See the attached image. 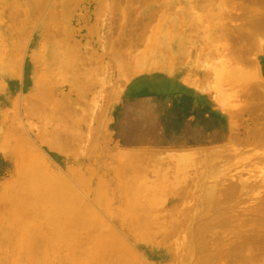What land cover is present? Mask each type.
Listing matches in <instances>:
<instances>
[{"label":"rangeland","instance_id":"374dc122","mask_svg":"<svg viewBox=\"0 0 264 264\" xmlns=\"http://www.w3.org/2000/svg\"><path fill=\"white\" fill-rule=\"evenodd\" d=\"M253 1L0 0V264L228 263L212 252V238L232 241L235 224L250 227V211L264 200V0ZM24 142L44 167L87 178L78 188L99 216L95 228L73 235L71 198L64 206L58 191L19 177L9 154ZM218 172L223 192L210 199ZM163 174L176 182L155 191L141 227L116 228V217L142 213L128 203L150 202ZM249 177L255 189L243 192L239 181ZM21 181L26 192H11ZM116 188L111 206L98 205L108 193L114 200Z\"/></svg>","mask_w":264,"mask_h":264},{"label":"bare ground","instance_id":"6f19581e","mask_svg":"<svg viewBox=\"0 0 264 264\" xmlns=\"http://www.w3.org/2000/svg\"><path fill=\"white\" fill-rule=\"evenodd\" d=\"M132 1V0H131ZM255 1V0H254ZM253 1V2H254ZM263 1V0H262ZM142 2V1H141ZM225 2V1H224ZM252 2V3H253ZM257 2H258V0H257ZM101 3H102V1L100 2V6H103V4L104 3H102V5H101ZM136 3V2H135ZM247 3V2H246ZM131 4V3H130ZM150 4V3H149ZM225 4V3H224ZM227 4V3H226ZM228 4H230V3H228ZM254 4V3H253ZM252 4V5H253ZM106 5V4H105ZM119 5V4H118ZM218 5V4H217ZM137 6V5H136ZM230 6V5H229ZM258 6V5H257ZM73 9V8H72ZM100 9H101V7H100ZM99 9V10H100ZM233 9V8H232ZM98 10V11H99ZM115 10H117V9H115ZM234 10V9H233ZM233 10H229V11H233ZM68 11V10H67ZM102 11V10H101ZM247 11V10H246ZM234 12V11H233ZM239 12V11H238ZM251 12V11H250ZM243 13V12H242ZM66 14V13H65ZM103 14V13H102ZM129 14V13H128ZM229 14V13H228ZM232 14L233 13H231V17H232ZM198 15V14H197ZM260 15V14H259ZM115 16V15H114ZM161 16V15H160ZM257 16V15H256ZM124 17H125V15H124ZM124 17L122 18V19H124ZM99 18V17H98ZM127 18V17H126ZM249 18V17H248ZM184 19V18H183ZM182 19V20H183ZM245 19V18H244ZM253 19H254V16H253ZM258 19V18H257ZM225 20H227V19H225ZM256 20V19H255ZM259 21H260V19H258ZM5 21V20H4ZM258 21V22H259ZM125 23V22H124ZM243 23V22H242ZM245 23V22H244ZM253 23H255V22H253ZM95 24V23H94ZM168 24V23H167ZM251 24V23H250ZM260 24V23H259ZM258 24V25H259ZM53 25V24H52ZM124 25H126V24H124ZM58 26V25H57ZM122 26H123V24H122ZM164 26V25H163ZM256 26V25H255ZM161 27V26H160ZM159 27V29H161ZM248 27V26H247ZM156 28V27H155ZM163 28V27H162ZM264 28V27H263ZM55 29V28H54ZM152 29H154V28H152ZM251 29V28H250ZM3 30V29H2ZM8 30V29H7ZM6 30V31H7ZM20 30V29H19ZM114 30V29H113ZM156 30V29H155ZM157 30H158V28H157ZM156 30V31H157ZM170 30V29H169ZM253 30V29H252ZM264 30V29H263ZM146 31V30H145ZM160 31V30H159ZM168 31V30H167ZM176 31V30H175ZM257 31V30H256ZM3 32V31H2ZM9 32V31H8ZM207 32V31H206ZM226 32V31H225ZM249 33L251 32V31H248ZM4 33V32H3ZM58 33V32H57ZM143 33V32H142ZM177 33V32H176ZM175 33V34H176ZM227 33V32H226ZM252 33V32H251ZM262 33V32H261ZM7 34V33H6ZM138 34H139V32H138ZM168 34V33H167ZM253 34V33H252ZM263 34V33H262ZM9 35H10V33H9ZM53 35V34H52ZM55 35V34H54ZM111 35V34H110ZM141 35H143V34H141ZM184 35V34H183ZM251 35V34H250ZM254 35V34H253ZM259 35V34H258ZM5 36V35H4ZM51 36V35H50ZM114 36V35H113ZM125 36V35H124ZM211 36V35H210ZM255 36H257V34L255 35ZM260 36V35H259ZM13 37V36H12ZM48 37V36H47ZM58 37V36H57ZM212 37V36H211ZM210 37V38H211ZM225 37H226V35H225ZM1 38H4V37H2V35H1ZM14 38V37H13ZM12 38V39H13ZM254 38V37H253ZM8 40H9V38H7ZM125 39V38H124ZM3 40V39H2ZM15 40V39H14ZM166 40H167V37H166ZM5 41H6V39H5ZM117 41V40H116ZM132 41V40H131ZM155 41V40H154ZM158 41V40H157ZM240 41V40H239ZM250 41V40H249ZM9 42V41H8ZM5 43V42H4ZM97 43V42H96ZM152 43H156V42H152ZM12 44V43H11ZM14 44V43H13ZM12 44V45H13ZM248 44V43H247ZM258 44V43H257ZM260 44V43H259ZM11 45V46H12ZM24 45V44H23ZM132 45V44H131ZM261 45V44H260ZM20 46V45H19ZM80 46V45H79ZM155 46H156V44H155ZM196 46V45H195ZM254 46V45H253ZM15 47V46H14ZM13 47V48H14ZM16 47H17V44H16ZM113 47V46H112ZM225 47H227V46H225ZM11 48V47H10ZM17 49V48H16ZM55 49V48H54ZM197 49V48H196ZM247 49V48H246ZM14 50V49H13ZM73 50V49H72ZM71 50V51H72ZM202 50V49H201ZM237 50V49H236ZM15 51V50H14ZM48 51V50H47ZM55 51V50H54ZM61 51V50H60ZM74 51V50H73ZM72 51V52H73ZM122 51H123V49H122ZM127 51V50H126ZM180 51V50H179ZM220 51V50H219ZM226 51V50H225ZM16 52V51H15ZM14 52V53H15ZM65 52V51H64ZM237 52H239V51H237ZM50 53H51V51H50ZM232 53V52H231ZM57 54V53H56ZM182 54V53H181ZM224 54V53H223ZM65 55V54H64ZM220 55V54H219ZM229 55V54H228ZM131 56V55H130ZM50 57H51V55H50ZM66 57V56H65ZM236 57V56H235ZM8 58H9V55H8ZM7 58V59H8ZM15 58V57H14ZM225 58V57H224ZM9 60V61H8ZM8 60H6V61H8V62H10V59H8ZM65 60V59H64ZM208 60V59H207ZM228 60V59H227ZM201 61V60H200ZM222 61V59H220L219 60V62H221ZM234 61V60H233ZM237 61V60H236ZM15 62V61H14ZM55 62V61H54ZM194 62V61H193ZM192 62V63H193ZM224 61H222V63H220V65L221 64H224L223 63ZM227 62V61H226ZM225 62V63H226ZM232 62V61H231ZM231 62H229V63H231ZM14 64V63H13ZM214 64H215V62H214ZM227 64V63H226ZM7 65V64H6ZM209 65V64H208ZM212 65V62H211V64H210V66ZM216 65V64H215ZM229 65V64H228ZM59 66H63V64H61V65H59ZM221 66H226V65H221ZM214 68H215V66H214ZM216 69V68H215ZM221 69V68H220ZM224 69V68H223ZM59 70V69H58ZM5 71V70H4ZM94 71V70H93ZM122 71V70H121ZM214 71H216V70H214ZM214 71H213V73H214ZM218 71L219 72H223L222 70L220 71L219 69H218ZM257 71V70H256ZM99 73V72H98ZM228 73V72H227ZM256 74H257V72H255ZM92 74H93V72H92ZM218 74H220V73H218ZM221 74H223V76H224V73H221ZM240 74V73H239ZM252 74H254V72L252 73ZM60 75V74H59ZM215 75H217V72H216V74ZM218 76V75H217ZM222 76V75H221ZM228 76V75H227ZM230 76V75H229ZM228 76V77H229ZM242 76V75H241ZM243 76H246V77H248V75H246L245 73H244V75ZM226 77V76H225ZM227 77V78H228ZM230 77H232V76H230ZM253 77L254 76H251V78L253 79ZM89 78V77H88ZM106 78V77H105ZM255 78V77H254ZM169 79V78H168ZM219 79V78H218ZM222 79V78H221ZM233 79V78H232ZM236 79V78H235ZM249 79V78H248ZM229 80H230V78H229ZM239 80H241V77H240V79ZM221 81V80H220ZM246 81V80H245ZM250 81V80H249ZM258 81V80H257ZM226 82H228V81H226ZM232 82V81H231ZM235 82H237V81H235ZM239 82V81H238ZM246 82H248V81H246ZM254 83H252L253 85L255 84V81H253ZM223 83H225V80L223 81ZM229 83V82H228ZM245 83V82H244ZM258 83V82H257ZM208 84H210V83H208ZM218 84V83H217ZM221 84V83H220ZM226 84V83H225ZM230 84V83H229ZM232 84V83H231ZM239 84V83H238ZM240 84L242 85V83L240 82ZM246 84V83H245ZM248 84V83H247ZM77 85V84H76ZM86 85V84H85ZM88 85H89V83H88ZM167 85V84H166ZM249 85H250V83H249ZM256 85V84H255ZM255 85H254V88H255ZM227 86V85H226ZM236 86V85H235ZM238 86V85H237ZM237 86H236V88H237ZM244 86V85H243ZM251 86V85H250ZM259 86V85H258ZM216 87V86H215ZM234 87V86H233ZM249 87V86H248ZM260 87H263V85L262 86H260ZM168 88H169V86H168ZM224 88V87H223ZM244 88H247L246 86L245 87H243L242 89H244ZM249 88H251V87H249ZM252 88H253V86H252ZM217 89V88H216ZM241 89V90H242ZM263 89V88H262ZM47 90V89H46ZM197 90V89H196ZM226 90H228L229 91V89H226ZM45 91V90H44ZM144 91V90H143ZM223 91V90H222ZM234 91V90H233ZM263 91V90H262ZM106 92V91H105ZM232 92V91H231ZM264 92V91H263ZM223 93H225L226 94V92H224L223 91ZM222 93V94H223ZM228 93V92H227ZM239 93V92H238ZM67 94V93H66ZM80 94V93H79ZM230 94V93H229ZM229 94L227 95V96H229ZM104 95V94H103ZM218 94H216V96H217ZM231 95V94H230ZM235 96V94H233L232 93V96ZM233 96V97H234ZM107 98V97H106ZM229 98H231L230 96H229ZM237 98V97H236ZM239 98V97H238ZM216 99H217V97H216ZM235 99V98H234ZM230 100V99H229ZM233 100V99H232ZM46 101V100H45ZM51 102V101H50ZM223 103V102H222ZM52 105V104H51ZM239 105V104H238ZM244 105H246V104H244ZM230 107V106H229ZM67 108V107H66ZM231 108V107H230ZM56 110H58V109H56ZM99 110V109H98ZM238 110V109H237ZM56 113H57V111H56ZM39 115V114H38ZM53 115V114H52ZM55 115V114H54ZM58 115V114H57ZM60 116V115H59ZM52 117V116H51ZM236 117H238V116H236ZM16 118V117H15ZM56 118V117H55ZM65 118V117H64ZM52 119V118H51ZM57 120V119H56ZM66 120V119H65ZM55 121V120H54ZM50 123V122H49ZM40 125V124H39ZM58 125V124H57ZM42 126V125H41ZM45 126V125H44ZM234 126V125H233ZM51 127V126H50ZM235 127V126H234ZM45 128V127H44ZM44 128H43V130H44ZM52 128V127H51ZM14 130V129H13ZM35 130V129H34ZM46 130V129H45ZM69 130V129H68ZM238 130V129H237ZM52 131H53V129H52ZM62 131V130H61ZM72 131V130H71ZM15 132V131H14ZM46 133L48 132V131H45ZM64 132V131H63ZM20 133V132H19ZM27 133V132H26ZM55 133V132H54ZM25 134V133H24ZM38 134V133H37ZM21 135V134H20ZM42 135H43V133H42ZM44 135H46V134H44ZM48 135V134H47ZM57 135V134H56ZM256 135V134H255ZM260 135V134H259ZM39 136V135H38ZM59 136V135H58ZM90 136V135H89ZM234 136H235V134H234ZM21 137H23V136H21ZM40 137V136H39ZM75 137V136H74ZM232 137H233V135H232ZM242 137V136H241ZM48 138V137H47ZM25 139V138H24ZM38 139V138H37ZM41 139V138H40ZM231 139H233V138H231ZM241 139V138H240ZM28 140V139H27ZM53 140V139H52ZM46 141V140H45ZM45 141H44V143H45ZM33 142V141H32ZM47 142V141H46ZM87 142V141H86ZM57 143V142H56ZM75 144V143H74ZM54 145V144H53ZM94 146V145H93ZM34 147V146H33ZM32 147V148H33ZM85 148V147H84ZM30 150H31V148H30ZM35 150V149H34ZM78 150V149H77ZM4 152V151H3ZM223 152V151H222ZM140 153V152H139ZM213 153V152H212ZM218 153H219V151H218ZM37 154H39V153H37ZM189 154V153H188ZM187 154V155H188ZM193 155H194V153H192ZM220 154L221 153H219V156H220ZM36 154H33V156H35ZM213 155V154H212ZM211 155V156H212ZM259 155V154H258ZM138 156V155H137ZM186 156V155H185ZM210 156V157H211ZM35 157H37V156H35ZM35 157H29L30 159L32 158V159H34ZM39 157H41V156H39ZM179 157H181V156H179ZM184 157V156H183ZM213 157V156H212ZM215 157V156H214ZM214 157H213V159H214ZM263 157V156H262ZM42 158V157H41ZM41 158H37V159H40V161H39V163H43L42 162V159ZM132 158V157H131ZM141 159L143 158V157H140ZM248 158H249V156H248ZM36 159V158H35ZM127 159V158H126ZM130 159V158H129ZM144 159V158H143ZM181 159V158H180ZM247 159V158H246ZM15 160H17V159H15ZM131 160V159H130ZM154 160V159H153ZM190 160H193V158H190L189 156L188 157H185V158H183L182 160H180L181 162H183V163H188ZM244 160V159H243ZM36 161V160H35ZM38 161V160H37ZM36 161V162H37ZM139 161H141V160H139ZM142 161H144V160H142ZM216 161V160H215ZM242 161V160H241ZM247 161H249V160H247ZM31 162V161H30ZM32 162H34V161H32ZM31 162V163H32ZM131 162V161H130ZM135 162V161H134ZM240 162V161H239ZM246 162V161H245ZM264 162V161H263ZM263 162H261L262 164H263ZM35 163V162H34ZM180 163V162H179ZM191 163V162H190ZM201 163V162H200ZM131 164H133V162L131 163ZM136 164V163H135ZM134 164V165H135ZM143 164V163H142ZM30 165H32L31 167L30 166H28V167H30L29 169H27L28 170V173L30 172V174L32 173V177H33V171L35 170V174H37V171H36V167H37V165L35 166L34 165V167H33V164H30ZM41 165V164H40ZM139 165V162H138V164H137V166ZM160 165V164H159ZM158 165V166H159ZM177 165V164H176ZM214 165V164H213ZM44 166V165H43ZM127 166V165H126ZM132 166V165H131ZM140 166V165H139ZM157 166V165H156ZM201 166V165H200ZM28 167H26V168H28ZM135 167H136V165H135ZM160 167V166H159ZM158 167V169H160ZM25 167L23 168V171H22V174L24 173V175H23V177L25 176V174H26V170H24V169H26ZM33 168V169H32ZM38 168H40V166L38 167ZM88 168V167H87ZM127 168H129L128 166H127ZM137 169H138V167H136ZM157 168V167H156ZM169 168V167H168ZM209 168V167H208ZM263 168V167H262ZM94 169V168H93ZM130 169H132V167L130 168ZM140 169V168H139ZM162 169V168H161ZM30 170H33L32 172L30 171ZM40 170H42V169H40ZM40 170H38V171H40ZM79 170V169H78ZM128 170V169H127ZM206 170V169H205ZM217 170H219V169H217ZM227 170V169H226ZM225 170V171H226ZM259 170H261L260 172V174L262 175V173H264V169L262 170L261 168H259ZM60 171V170H59ZM92 171V170H91ZM130 171V170H129ZM134 171H135V169H134ZM144 171H147V170H143V172ZM160 171V170H159ZM43 172V171H42ZM44 172H45V170H44ZM43 172V173H44ZM132 172V171H131ZM194 172V171H193ZM222 172V171H221ZM39 173H41V171L39 172ZM126 173H127V171H126ZM135 173V172H134ZM142 173V172H141ZM159 173H161V171L160 172H158V175H159ZM209 174H211L210 173V171L208 172ZM35 174H34V177H35ZM42 174V173H41ZM73 174V173H72ZM137 174V173H136ZM139 174V173H138ZM137 174V175H138ZM39 175V174H38ZM59 175H61V174H59L58 173V175H57V178H59L60 176ZM79 175V174H78ZM136 175V176H137ZM205 175H206V173H205ZM220 175H221V173L220 172H218V174H217V178H214L213 176H212V178L211 179H215L216 180V182H214L215 183V185L212 183V184H210L211 186H209V181H208V183H205L204 182V185L206 184V185H208V187H207V189H209L210 187V191H209V193H207V197H209L208 196V194L210 195L211 193H212V195L215 193H221V192H223L222 190V188H220V185H219V181H220ZM226 175V174H225ZM250 175H253L254 176V174H250ZM27 176V175H26ZM25 176V177H26ZM29 176H31V175H29ZM28 176V177H29ZM37 176V175H36ZM50 176V175H49ZM48 176V177H49ZM53 176H54V174H53ZM52 176V177H53ZM81 176H83V175H81ZM80 176V178H83V177H81ZM163 176V178L161 179H159L156 183H155V185L151 188L152 189V193H150V194H152L153 196H154V194L156 193L155 191H158V190H161V189H166L167 188V186H169V185H171V184H175V183H173V182H176V180H174L173 182L171 181H169V179H168V177H167V175L166 174H163L162 175ZM204 176V175H203ZM42 177H44V176H42ZM47 176L45 177V178H48ZM52 177H49V178H52ZM222 177H223V175H222ZM263 177H264V174H263ZM38 178V177H37ZM56 178V176H55V179L54 180H56L57 179ZM62 178V177H61ZM79 178V177H78ZM80 178H79V180H80ZM85 178V177H84ZM83 178V179H84ZM220 178V179H219ZM41 179V178H40ZM69 179V178H68ZM99 179V178H98ZM213 179V180H214ZM31 180V179H30ZM44 180V179H43ZM42 180V181H43ZM58 180V179H57ZM65 180V179H64ZM70 180V179H69ZM201 180V179H200ZM243 180V179H242ZM33 181V180H32ZM37 181V180H36ZM133 181H134V179H133ZM204 181V180H203ZM255 181V179H253V180H251L250 179V177L249 178H246L244 181H241V179H240V181H239V183H241L242 185H243V189L245 190V187L246 188H248V190L250 191V189H252V192L254 191V184H253V182ZM37 182H39V183H37L36 185H39V184H41L42 182L41 181H37ZM46 182V181H45ZM51 182V181H50ZM68 182V181H67ZM71 182V181H70ZM79 182V181H78ZM83 182H88V181H85V179L82 181L81 180V183H83ZM219 182V183H218ZM223 182V181H222ZM47 183V182H46ZM46 183H45V185H46ZM56 183L57 182H55V185H56ZM61 183V182H60ZM65 183V182H64ZM73 183V182H72ZM72 183H70V184H72ZM99 183V182H98ZM137 183V182H136ZM167 183H169V184H167ZM263 183V182H262ZM22 184V183H21ZM21 184H19V185H21ZM24 184V183H23ZM48 184H50V183H48ZM52 184H54V183H52ZM59 184V183H58ZM68 184V183H67ZM80 184V183H79ZM131 184V183H130ZM192 184V183H191ZM240 184V185H241ZM42 185H44V184H42ZM54 185V186H55ZM60 185V184H59ZM83 185H84V183H83ZM85 185H87V184H85ZM118 185H119V183H118ZM132 185H134V182H133V184ZM256 185V184H255ZM11 186V185H10ZM24 186V185H23ZM48 186V185H47ZM51 186H53V185H51ZM53 186V188H55ZM63 185H61V187H62ZM66 186V185H65ZM73 187H74V184L72 185ZM81 186H82V184H81ZM200 186V185H199ZM233 186V187H232ZM232 186H230V187H228V190L230 191V192H235V191H237L236 189H237V187L239 186L238 185V183H235L234 185H232ZM264 186V185H263ZM14 187V186H13ZM13 187H11V189H13ZM49 187V186H48ZM73 187H72V189H73ZM77 187H78V185H77ZM202 187V186H201ZM39 188H41V187H39ZM64 188V187H63ZM84 188V187H83ZM97 188V187H96ZM103 188V187H102ZM119 188V187H118ZM118 188H116V190L117 191H119L120 189H118ZM225 188V187H224ZM6 189H7V187H6ZM10 189V190H11ZM22 189V188H21ZM25 189V188H24ZM24 189H22V190H24ZM68 189V188H67ZM70 189H71V187H70ZM70 189H68L69 191H71ZM75 189V188H74ZM78 188H76V190H77ZM104 189V188H103ZM134 189V188H133ZM137 189V188H136ZM149 189V188H148ZM262 189V188H261ZM48 190V189H47ZM80 190V189H79ZM86 190V189H85ZM121 190H122V188H121ZM120 190V191H121ZM225 190H227V189H225ZM13 191V190H12ZM11 191V192H12ZM25 192H26V190H24ZM49 191V190H48ZM57 191H59L58 190V188H57ZM57 191H55V192H57ZM60 191H62V189L60 188ZM75 191V190H74ZM83 191V190H82ZM81 191V192H82ZM97 191V190H96ZM200 191H202V190H200ZM247 190H245V191H243V192H246ZM7 192V191H6ZM10 192V193H11ZM54 192V193H55ZM66 192V191H65ZM76 192V191H75ZM79 192V191H78ZM211 192V193H210ZM227 192V191H226ZM241 192H242V190H241ZM15 193V192H14ZM53 193V192H52ZM52 193H50V194H52ZM64 193V192H63ZM67 193H69V192H67ZM71 193H73V192H71ZM97 193V192H96ZM95 193V194H96ZM200 193V192H199ZM38 194V193H37ZM39 194H41V193H39ZM65 194V193H64ZM77 195H78V193H76ZM76 194L74 195H72V196H76ZM132 193H130V195H131ZM234 194V193H233ZM255 194V193H254ZM253 194V195H254ZM173 195V194H172ZM193 195V194H192ZM201 195V194H200ZM217 195V194H216ZM42 196V195H41ZM215 196V195H214ZM213 196V197H214ZM256 196H258V195H256ZM39 197V196H38ZM63 196H61V198H62ZM101 197V196H100ZM161 197V196H160ZM212 197V198H213ZM251 197V196H250ZM6 198V197H5ZM20 198H22V197H20ZM24 198V197H23ZM30 198V197H29ZM29 198L27 199V200H29ZM39 198H41V197H39ZM43 198V197H42ZM60 198V197H59ZM60 198V199H61ZM65 198V197H64ZM69 198H71V196L69 197ZM76 198V197H75ZM104 198V197H103ZM105 198H108V201H107V199H102V200H105L106 202H110L111 201V198H110V196L108 197H105ZM110 198V199H109ZM157 198H158V194H157V196H154L153 197V199L150 201V202H146V201H139V200H137L134 204L133 203H128V204H130V207H129V210H131L130 208H133L134 209V205H135V207L136 206H138L141 210H142V213H140V214H136L135 216V218H133L134 217V215H130L131 217H129V219H128V217L127 216H125V217H122V220H121V218L119 219V218H117V220H121V224H123V225H125V227H123V228H129V229H138V228H140L141 226H140V218H142V217H147V215H149L150 214V211L151 210H149V208L151 207V205L152 204H155L156 203V200H157ZM210 198V197H209ZM209 198H208V200H209ZM216 198H218V197H216ZM7 199V198H6ZM31 199V198H30ZM57 199H58V197H57ZM74 198L72 197V200H73ZM79 199H80V197H79ZM205 199V198H204ZM211 199V198H210ZM219 199L221 200V198H220V195H219V198H218V201L217 200H215V201H217L218 203L220 202L219 201ZM2 200V199H1ZM21 200V199H20ZM24 200V199H23ZM45 200V199H44ZM50 200V199H49ZM63 200V199H62ZM77 201H78V198L76 199ZM127 200V199H126ZM126 200H125V202H126ZM149 200V199H148ZM222 200H223V197H222ZM9 201V200H8ZM37 201V200H36ZM77 201H76V203H77ZM80 201V200H79ZM101 201V200H100ZM29 202V201H28ZM45 202V201H44ZM104 201H101L100 203H102L103 205L102 206H104V207H106L105 205H110L111 203H106V202H104ZM208 202V201H207ZM210 202H211V200H210ZM23 203H26V202H23ZM41 203V202H40ZM75 203V202H74ZM257 203H260L259 205H257V207H255V209L254 210H251L250 212H252L251 213V215H252V217H250V215H249V217L251 218L250 220H252V221H250L249 220V222H251V223H249V224H252V225H250V227H245V226H243V227H238L237 225L239 224L240 225V223H238V222H236V223H238V224H235L236 226V228H238V229H236V233H235V235L233 236V240L232 241H227V238L225 237V236H217L215 233V237L214 238H212L213 239V242L212 243H214V245H215V243H216V246L218 247V249H216L215 248V246H214V248H212L213 250H212V252H214L215 251V253H214V255L217 257V258H219V259H221V258H224L225 257V260H228L227 262L228 263H226V264H264V200H259ZM21 204V203H20ZM67 204H68V202H67ZM79 204V203H78ZM157 204V203H156ZM207 204V203H206ZM256 204V203H255ZM77 205V204H76ZM212 205V204H211ZM25 206V205H24ZM30 206H31V204H30ZM33 206V205H32ZM111 206V205H110ZM196 206V205H195ZM253 206V205H252ZM51 208V207H50ZM19 209V208H18ZM88 209V208H87ZM86 209V210H87ZM98 209V208H97ZM106 209H107V207H106ZM211 209H212V207H211ZM216 209V208H215ZM25 210H26V208H25ZM32 210V209H31ZM46 210H47V208H46ZM48 210H50V209H48ZM82 210V209H81ZM90 210V209H89ZM89 210L87 211V212H89ZM221 210V209H220ZM223 210V209H222ZM55 211H57V210H55ZM132 211V210H131ZM214 211V210H213ZM224 211V210H223ZM32 212V211H31ZM82 212V211H81ZM226 212V211H225ZM250 212H249V214H250ZM67 213V212H66ZM131 213V212H130ZM224 213V212H223ZM227 213V212H226ZM225 213V214H226ZM40 214V213H39ZM73 214H75V213H73ZM83 214V213H82ZM92 214H94V213H92ZM91 214V215H92ZM207 214V213H206ZM208 214H210L209 212H208ZM41 215V214H40ZM48 215V214H47ZM84 215V214H83ZM227 215V214H226ZM23 215H21V217H22ZM52 216V215H51ZM96 216V215H95ZM140 216H142V217H140ZM221 216H223V215H221ZM31 217V216H30ZM84 217V216H83ZM92 217V216H91ZM97 217V216H96ZM214 217V216H213ZM220 217V216H219ZM46 218H48V217H46ZM57 218V217H56ZM55 218V219H56ZM92 218H94V217H92ZM91 218V219H92ZM210 218V217H209ZM238 218V217H237ZM236 218V219H237ZM241 217H239L238 219H240ZM246 218V217H245ZM37 219V218H36ZM35 219V220H36ZM134 219V220H133ZM208 219V218H207ZM213 219V218H212ZM231 219H233V218H231ZM248 219V218H247ZM53 220V219H52ZM84 220H86V219H84ZM97 220V219H96ZM132 220L134 221L133 223H132ZM144 220V219H143ZM214 220V219H213ZM245 220V219H244ZM39 221V220H38ZM44 221V220H43ZM217 221V220H216ZM246 221V220H245ZM47 222V221H46ZM51 222H54V221H51ZM232 222V221H231ZM241 223H242V221H240ZM244 222V221H243ZM93 223V222H92ZM146 223H147V221H146ZM210 223V222H209ZM246 223V222H245ZM247 223H248V221H247ZM25 224V223H24ZM23 224V225H24ZM31 224V223H30ZM33 224V223H32ZM35 224V223H34ZM63 224V223H62ZM72 224H74V223H72ZM84 224H85V222H84ZM135 224V225H134ZM225 224V223H224ZM230 224V223H229ZM233 224V223H232ZM22 225V227H26L25 225L23 226ZM86 225V224H85ZM87 225H89V224H87ZM221 225V224H220ZM45 226V225H44ZM50 226V225H49ZM52 226V225H51ZM54 226V225H53ZM52 226V227H53ZM60 226V225H59ZM73 226V225H72ZM76 226V225H75ZM147 226H148V224H147ZM192 226V225H191ZM203 226H204V224H203ZM219 226V225H218ZM242 226V225H241ZM248 226V225H247ZM62 227V226H61ZM80 227V226H79ZM78 227V229L79 230H81L80 228ZM82 227V226H81ZM86 227H88V226H86ZM146 227V226H145ZM201 227V226H200ZM223 227V226H222ZM47 228H48V225H47ZM55 228V227H54ZM59 228V227H58ZM70 228V227H69ZM216 228V227H215ZM219 228V227H218ZM33 229H34V227H33ZM191 229V228H190ZM198 229V228H197ZM204 229H205V227H204ZM24 230V229H23ZM29 230V229H28ZM47 230V229H46ZM51 230H53L52 228H51ZM64 230V229H63ZM73 230H74V228H73ZM72 230V231H73ZM82 230H84V228L82 229ZM209 230H210V228H209ZM72 231H70V232H72ZM214 231V230H213ZM26 232V231H25ZM29 232V231H28ZM53 232V231H52ZM77 231H74V233H75V235L78 233H76ZM80 232H82V231H80ZM79 232V233H80ZM204 232V231H203ZM215 232H217V231H215ZM235 232V231H234ZM40 233V232H39ZM64 233V232H63ZM74 233L72 232V234L74 235ZM196 233V232H195ZM208 233V232H207ZM213 233V232H212ZM32 234H33V232H32ZM31 234V235H32ZM35 234V233H34ZM38 234V233H37ZM63 235V234H62ZM80 235V234H79ZM33 236V235H32ZM39 236V235H38ZM198 236H200V235H198ZM205 236V235H204ZM71 237V236H70ZM192 237H193V235H192ZM203 238V237H202ZM37 239V238H36ZM52 239H54V238H52ZM194 239V238H193ZM206 240H207V238H206ZM36 241V240H35ZM34 241V242H35ZM195 241H196V239H195ZM194 241V242H195ZM192 242H193V240H192ZM198 242V241H197ZM208 242V241H207ZM206 242V243H207ZM22 243V242H21ZM36 243V242H35ZM209 243H211V242H209ZM211 243V244H212ZM202 244V243H201ZM201 244H199V245H201ZM205 244V243H204ZM123 245V244H122ZM32 246V245H31ZM205 245H201V247L203 248ZM210 247V246H209ZM22 248V247H21ZM124 248L126 249V250H128V246H126V244L124 245ZM194 248V247H193ZM192 248V249H193ZM196 248V247H195ZM199 248V247H198ZM205 248H207L208 249V247H205ZM44 249V248H43ZM211 249V248H210ZM45 250V249H44ZM112 250V249H111ZM115 250V249H114ZM42 251V250H41ZM113 251V250H112ZM193 251V250H192ZM201 251H203V250H201ZM200 251V252H201ZM206 251V250H205ZM205 251H203V252H201V253H205ZM207 252V251H206ZM95 253V252H94ZM200 253V254H201ZM209 253H211V252H209ZM208 253V254H209ZM207 254V253H206ZM46 255V254H45ZM36 256V255H35ZM47 256V255H46ZM207 256V255H206ZM44 257V256H43ZM14 258V257H13ZM228 258V259H227ZM72 259H74V258H72ZM210 259V258H209ZM15 261V260H14ZM67 261V260H66ZM43 262V261H42ZM206 262H207V260H206ZM190 263V262H189ZM202 264V263H201ZM206 264V263H205Z\"/></svg>","mask_w":264,"mask_h":264},{"label":"crops","instance_id":"0c3cea01","mask_svg":"<svg viewBox=\"0 0 264 264\" xmlns=\"http://www.w3.org/2000/svg\"><path fill=\"white\" fill-rule=\"evenodd\" d=\"M24 146H25V148H22V149H20V150H14V151H12L10 154H9V159L11 160V162H13L15 165H16V170H17V172H18V175H19V177H23V175H24V173L22 174V171H23V168L25 167H28V166H30V164H32V163H34L35 164V166L37 165V167L35 168L36 169V171H37V174H35V170L33 171V170H30L31 172L33 171L34 173H33V176H34V174H35V177L37 178V181L39 180V181H41V180H43V181H41L42 183L41 184H39V185H37V188L39 189V190H41V188H39V187H42V184H44L45 185V183H46V185L45 186H49L50 188H53V186L55 185V182H57L56 183V185L54 186L55 188H53L54 189V191H57V188H58V192L59 193H61L60 194V196H63L62 197V199L63 200H61V203L62 204H64V206H66V205H68L67 204V201L70 199H68L67 201L65 200V198L66 197H70L71 196V199H70V201L69 202H71V203H73L74 204V208L72 209V210H70V211H68V210H66V212L68 211L70 214H71V218L73 219V220H71V222L72 223H74V224H71V225H73V226H71L72 228H70L71 230L70 231H72L73 230V228L74 229H76V230H78V234H79V232L80 231H82V229L83 228H85L86 226H88V227H90L91 225H92V227L91 228H93L94 226H96L97 224L95 223V222H99L98 220H100V219H98V214L96 213V211H94V209L93 208H91V207H88V205H87V201H86V199H85V193L82 191V190H79L80 188H78L77 187V185L79 186V187H81L82 189H84L83 187H85L86 185L85 184H87L86 182H83L84 183V185H83V183H81V180L83 181L84 179H85V181H88L87 180V178H84L85 176H81V174L80 173H77L74 177H72L70 180L68 179V178H66L62 173H60V172H56V171H53V170H50V169H48V168H46V167H44L43 165H44V163H39V161H40V159H37V158H41V157H39L40 156V152H39V150H38V148H36L35 146L33 147L32 145L30 146V144H28V143H26V142H24ZM33 147V148H32ZM30 148H31V150H30ZM35 149V150H34ZM37 153H39V154H37ZM33 154H36L35 156H37V157H35V156H33ZM35 157L34 159H30L29 157ZM15 159H17V160H15ZM42 159V158H41ZM37 162H36V161ZM32 161H34V162H31ZM41 162V161H40ZM43 162V161H42ZM33 164V165H34ZM41 164V165H40ZM40 166V168H38ZM34 167V166H33ZM30 167H28V168H26V169H24V170H26L25 172H26V174H25V176H24V179H27V178H29L30 176L29 175H31V177H32V173L30 174V172L28 173V170L27 169H29ZM33 169V168H32ZM40 169H42V170H40ZM38 170H40L41 171V173H39L40 171H38ZM44 170H45V172H44ZM44 173H43V172ZM58 173L59 174H61V175H59L60 177L59 178H57V175H58ZM39 174V175H38ZM53 174H54V176H53ZM79 174V175H78ZM37 175V176H36ZM50 175V176H49ZM29 176V177H28ZM42 176H44V177H42ZM52 177V178H45V177ZM55 176H56V178L58 179H56V180H54L55 179ZM80 176L81 177H83V178H80ZM62 177V178H61ZM80 178V180H79V178ZM41 178V179H40ZM65 179V180H64ZM23 180V179H22ZM46 181V182H45ZM51 181V182H50ZM68 181V182H67ZM71 181V182H70ZM79 181V182H78ZM22 182V181H21ZM61 182V183H60ZM65 182V183H64ZM73 182V183H72ZM23 183H26V182H22V184L21 185H15L14 187H13V193L15 192V191H22V189H24L25 188V184H24V186H23ZM37 183H39V182H37ZM36 183V184H37ZM48 183H50V184H48ZM52 183H54V184H52ZM60 185H59V184ZM68 183V184H67ZM70 183H72V184H70ZM80 183V184H79ZM74 184V187L72 186ZM81 184H82V186H81ZM43 185V186H44ZM51 185H53V186H51ZM61 185H63L62 187H61ZM66 185V186H65ZM64 187V188H63ZM70 187H71V189H70ZM72 187H73V189H72ZM22 188V189H21ZM60 188L62 189V191H60ZM70 189L71 191H69L68 189ZM75 188V189H74ZM76 188H78L77 190H76ZM0 189H1V187H0ZM76 192H75V191ZM66 191V192H65ZM79 191V192H78ZM82 191V192H81ZM65 194H64V193ZM67 192H69V193H67ZM71 192H73V193H71ZM97 191L96 190H94V191H91L90 193H91V195H96L97 193H96ZM120 192V193H119ZM76 193H78V195L76 194ZM96 193V194H95ZM121 194V191L119 190V191H117L116 189H114V193H113V195H114V197H115V199L113 200L112 198H111V195L108 193L105 197H109L110 196V198H111V201L110 202H106L105 200H102L101 199V201H104V202H106V203H112L113 201H115L117 198H118V196H119V194ZM52 194H54L55 195V193L53 192ZM75 195L76 194V198L74 197V196H72V195ZM128 196V195H127ZM127 196H126V198H121L122 199V202L123 201H125L126 199H127ZM65 197V198H64ZM72 197L74 198L73 200H72ZM79 197H80V199H79ZM88 197H90V195H88ZM78 198V201L76 200ZM109 198V199H110ZM103 199H107V201H108V198H103ZM120 199V198H119ZM65 200V201H64ZM80 200V201H79ZM76 201H77V203H76ZM101 201H98V205L100 204V205H103L102 203H100ZM68 202V203H69ZM75 202V203H74ZM103 202V203H104ZM80 205H79V204ZM77 204V205H76ZM81 204L83 205V206H85L86 205V209H87V211L89 210L90 211V213L92 214V213H94V214H92L91 216L92 217H94V218H92V221H89L88 223H87V221L86 220H84V218H83V210H81L82 208H81ZM105 204V203H104ZM131 204V203H130ZM130 204H129V207H130ZM111 205V204H110ZM106 207L108 206V205H105ZM105 207V208H106ZM138 206H136L135 207V205H134V208H137ZM132 211H133V208H130ZM131 210H130V212H131ZM82 211V212H81ZM68 212L66 213V215H68ZM73 213H75V214H73ZM138 214H140V213H138ZM97 217H96V216ZM132 215H134V213H132L131 214V216ZM136 215V214H135ZM134 215V217L133 218H135L136 216ZM130 216V217H131ZM117 218L118 217H116V219L114 220V223L116 224L115 225V227L116 228H123V227H125V225H123V224H121L120 222H121V220H122V218H121V220L119 221V220H117ZM97 219V220H96ZM120 219V218H119ZM128 219H129V217H128ZM134 220V219H133ZM132 220V223L134 222ZM84 222H85V224L87 223V224H89V225H85L84 224ZM93 222V223H92ZM76 225V226H75ZM135 225V224H134ZM80 226V227H79ZM82 226V227H81ZM78 227L81 229V230H79L78 229ZM95 228V227H94ZM73 233H74V231H72ZM71 232V233H72ZM80 233H82V232H80ZM24 260V259H23ZM41 260H43V259H41Z\"/></svg>","mask_w":264,"mask_h":264}]
</instances>
